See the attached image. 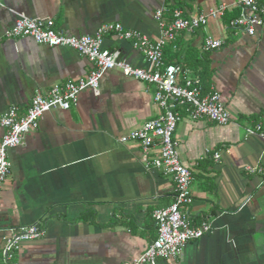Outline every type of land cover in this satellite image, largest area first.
<instances>
[{"label":"crops","instance_id":"1","mask_svg":"<svg viewBox=\"0 0 264 264\" xmlns=\"http://www.w3.org/2000/svg\"><path fill=\"white\" fill-rule=\"evenodd\" d=\"M221 6L224 17L178 33L164 48L165 62L180 64L205 89L219 90L232 116L223 126L183 116L175 133L180 160L194 178L191 222H208L212 232L188 242L175 261L157 264H264V181L245 171L264 167V142L245 135L247 126L259 123L264 131V27L254 37L228 30L239 12L237 0H0V113L16 107L20 114L37 93L86 78L91 65L69 48L5 38L19 15L50 20L68 36L93 35L103 24L119 23L156 41L159 9L169 21L174 9L190 18ZM210 36L224 45L205 53ZM104 48L133 67L147 66L141 53L114 35L105 38ZM154 93V86L110 70L97 93L83 91L70 110L42 116L8 152L0 251L10 230L37 224L44 236L21 245L17 264H126L145 252L157 236L153 212L174 202V182L146 168L138 143L120 139L157 117Z\"/></svg>","mask_w":264,"mask_h":264},{"label":"built area","instance_id":"2","mask_svg":"<svg viewBox=\"0 0 264 264\" xmlns=\"http://www.w3.org/2000/svg\"><path fill=\"white\" fill-rule=\"evenodd\" d=\"M237 6L238 15L229 20L227 29L256 36L257 30L264 27V0H237ZM225 11L226 8L221 6L207 16L186 18L181 10L174 9L169 12L170 18L167 21L164 18L165 10L159 9L154 15L160 27V37L156 41L138 31L125 29L119 23L103 24L93 35L68 36L54 28L50 20H36L19 15L14 26L4 33L5 38H31L41 46L72 49L89 62L91 70L86 78L55 84L46 94L37 93L26 114H20L16 107L0 113V128L4 131L0 139V189L11 170L8 152L21 145L24 136L37 128L42 116L52 110H70L78 104L83 91L97 93L104 74L110 70H118L125 77L154 86L153 100L159 108L156 118L145 122L120 141L138 143L146 168L162 172L174 182V202L167 208L155 210L152 215L157 231L155 240L143 254L126 264H157L160 260L173 262L182 255L188 242L200 240L210 234V223L194 225L191 222L189 210L194 203L191 191L194 178L191 169L180 160L175 133L183 116L191 121H206L222 126L229 124L232 116L222 101L220 91L211 88L204 94L199 77H191L180 64L165 62L164 48L178 33L203 28L209 17L222 18ZM108 35L129 42L134 50L144 56L147 66L136 68L125 59L115 58L113 53L104 48ZM223 45V40L210 36L204 40L202 50L212 53L219 51ZM245 135L258 136L264 142V131L260 123L247 126ZM220 157L221 151L213 154L215 161ZM245 171L247 174L261 176L264 181V167L248 166ZM249 201L250 198L244 200L238 211ZM43 236L44 231L37 224L10 230L0 251V264H17L15 260L21 245Z\"/></svg>","mask_w":264,"mask_h":264},{"label":"trees","instance_id":"3","mask_svg":"<svg viewBox=\"0 0 264 264\" xmlns=\"http://www.w3.org/2000/svg\"><path fill=\"white\" fill-rule=\"evenodd\" d=\"M203 88L205 89L204 85H203ZM205 90H208L207 88Z\"/></svg>","mask_w":264,"mask_h":264}]
</instances>
